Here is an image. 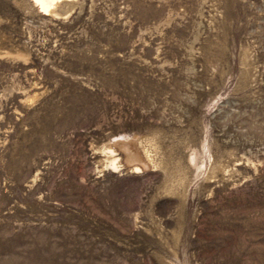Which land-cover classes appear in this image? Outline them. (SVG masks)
<instances>
[{"label":"rangeland","instance_id":"374dc122","mask_svg":"<svg viewBox=\"0 0 264 264\" xmlns=\"http://www.w3.org/2000/svg\"><path fill=\"white\" fill-rule=\"evenodd\" d=\"M0 264H264V0H0Z\"/></svg>","mask_w":264,"mask_h":264},{"label":"bare ground","instance_id":"6f19581e","mask_svg":"<svg viewBox=\"0 0 264 264\" xmlns=\"http://www.w3.org/2000/svg\"><path fill=\"white\" fill-rule=\"evenodd\" d=\"M36 1L40 4L41 9L43 11H52L54 10L56 3L59 0H36Z\"/></svg>","mask_w":264,"mask_h":264}]
</instances>
